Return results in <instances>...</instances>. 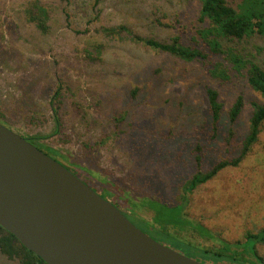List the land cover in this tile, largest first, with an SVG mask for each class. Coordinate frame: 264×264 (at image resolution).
Listing matches in <instances>:
<instances>
[{
	"label": "rangeland",
	"instance_id": "374dc122",
	"mask_svg": "<svg viewBox=\"0 0 264 264\" xmlns=\"http://www.w3.org/2000/svg\"><path fill=\"white\" fill-rule=\"evenodd\" d=\"M34 1L45 11V32L28 19ZM225 1L236 7L241 0ZM199 11L198 0H0V123L40 137L38 146L56 150L49 156L155 240L174 249L175 241L227 247L254 261L242 244L247 233L264 229V122L237 165L182 189L196 172L238 157L252 103L263 102L244 72L229 73L227 81L212 76L223 59L198 36L207 26ZM131 36L160 42L178 36L207 56L183 60ZM223 43L264 68L262 37ZM208 88L221 107L215 124ZM238 96L241 111L230 122ZM144 200L181 202L180 217L189 223L155 221V208ZM255 251L264 264V243ZM0 264L19 263L0 253Z\"/></svg>",
	"mask_w": 264,
	"mask_h": 264
},
{
	"label": "water",
	"instance_id": "95a60500",
	"mask_svg": "<svg viewBox=\"0 0 264 264\" xmlns=\"http://www.w3.org/2000/svg\"><path fill=\"white\" fill-rule=\"evenodd\" d=\"M0 226L46 264H210L152 238L2 123Z\"/></svg>",
	"mask_w": 264,
	"mask_h": 264
},
{
	"label": "trees",
	"instance_id": "16d2710c",
	"mask_svg": "<svg viewBox=\"0 0 264 264\" xmlns=\"http://www.w3.org/2000/svg\"><path fill=\"white\" fill-rule=\"evenodd\" d=\"M94 1L97 4L100 0ZM198 1L200 3L199 21L207 22V26L197 29V34L209 52L220 55L223 59L221 62L213 64L210 70L212 76L227 81L229 80V73L234 71L237 74H242L244 72L243 74L246 76L248 85L261 95L263 102L252 103L253 111L249 120L248 134L243 139L241 152L238 157L232 160L219 161L206 173L196 172L183 186L182 189L184 192L193 190L198 184L209 180L221 169L230 165H237L252 148L261 130V125L264 122V68L253 60L244 57L235 46L223 43V40H241L244 37H251L253 35H258L264 39V0H241L236 7L229 5L225 0ZM28 13L30 14L28 17L29 21L36 20L37 27L42 32H45L46 24L43 21L45 11L37 1L30 4ZM105 32L113 33L116 31L113 28H106ZM131 39L134 42H142V44L152 49L169 53L183 60H193L207 56L199 49H192L182 45L178 36H174L169 42L143 39L139 36H131ZM217 95L215 90L207 89L209 111L214 124L217 122L221 110L220 104L217 102ZM241 107L242 100L238 96L229 110L230 122L236 120L241 111ZM54 113L57 115L55 109ZM56 120L58 121V119ZM27 139L46 154L48 152L56 153V150L49 147L38 146L36 144V140L40 139L38 136H32ZM70 171L73 173L72 170ZM143 202H146V200ZM145 204H148L151 208H155V221L163 220V224L174 225L189 223L180 217L182 209L181 202L173 206H167L157 201L148 200ZM125 215L129 218L127 214ZM131 221L134 223L133 220ZM257 242L264 243V229L258 233H247L246 240L242 244L246 254H250L253 257V261L249 257L238 259L237 254L231 253L227 247L221 249L196 248L191 247L189 245L190 243L175 241L176 248L180 249L179 251L182 253L210 264H220L223 261H226L227 264L230 262L231 264H262V261L258 258L255 251V243ZM0 253L8 259H16L19 264H46L40 257L26 249L11 233L1 226Z\"/></svg>",
	"mask_w": 264,
	"mask_h": 264
}]
</instances>
